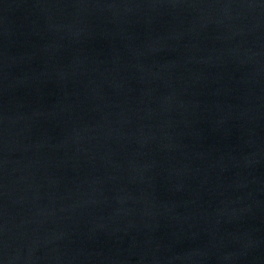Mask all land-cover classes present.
Instances as JSON below:
<instances>
[{"label": "water", "instance_id": "95a60500", "mask_svg": "<svg viewBox=\"0 0 264 264\" xmlns=\"http://www.w3.org/2000/svg\"><path fill=\"white\" fill-rule=\"evenodd\" d=\"M0 264H264V0H0Z\"/></svg>", "mask_w": 264, "mask_h": 264}]
</instances>
